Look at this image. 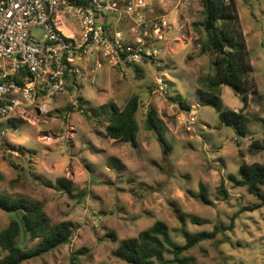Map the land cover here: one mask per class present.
Returning <instances> with one entry per match:
<instances>
[{
    "label": "rangeland",
    "instance_id": "374dc122",
    "mask_svg": "<svg viewBox=\"0 0 264 264\" xmlns=\"http://www.w3.org/2000/svg\"><path fill=\"white\" fill-rule=\"evenodd\" d=\"M235 1L257 92L245 95L222 86L221 97L227 109L249 119L246 136L224 127L196 95L198 78L213 73L211 57L200 56L195 44L201 0H147L140 12L145 25L107 17L112 31L128 36L126 44L140 37L156 56L127 67L125 74L100 55L87 56L78 62L81 74L68 78L67 93L24 103L0 120V193L39 201L53 224L68 221L73 227L68 244L22 264H127L113 256L115 249L157 221L168 226L178 245L187 235L231 228L181 254L192 264H264V205L227 181L242 162L264 164V151L252 146L264 138V0ZM162 19L166 31L157 41L151 32ZM174 26L179 33L167 35ZM158 78L165 89L157 88ZM134 95L140 104L133 148L109 139L107 123L99 117L110 104L122 109ZM176 98L189 110H182ZM150 108L162 123L160 140L144 127ZM60 178L67 189H59ZM221 182L227 196L219 193ZM202 186L209 205L198 198ZM260 191L264 196V186ZM13 218L0 209V230ZM38 242L24 230L15 240L24 250Z\"/></svg>",
    "mask_w": 264,
    "mask_h": 264
},
{
    "label": "trees",
    "instance_id": "16d2710c",
    "mask_svg": "<svg viewBox=\"0 0 264 264\" xmlns=\"http://www.w3.org/2000/svg\"><path fill=\"white\" fill-rule=\"evenodd\" d=\"M201 7L202 21L193 24L194 31L199 35L195 44L199 47L200 56L211 57L213 73L198 78L197 98L200 105L210 107L216 112L219 122L224 127L232 128L239 136H246L249 119L241 112L227 109L221 97L222 86L245 95L257 92L251 77L253 70L239 23L236 1L201 0ZM144 60H152V58H143ZM176 101L182 110H189L179 98H176ZM243 102L246 103V97L243 98ZM139 104V97L134 95L122 109L114 104L108 106L109 110L99 118L107 123L105 134L109 139L136 147L139 127L135 115ZM144 127L148 131H154L159 140L162 139V123L153 108H150L146 114ZM252 146L264 151V138L261 143L255 141ZM227 181L233 189L245 188L249 195L255 196L260 204L264 205V196L260 191V187L264 186V164L242 162L237 175H228ZM57 185L61 190L67 189L63 178L57 180ZM218 190L222 196H227L224 182H221ZM198 198L203 204H210L203 186ZM258 207L260 206L247 210L252 211ZM0 209L17 216L0 230L2 253L0 264H22L68 244L73 236L72 224L68 221L53 224L39 201L11 199L0 193ZM229 229L231 228L216 226L211 232L202 231L187 235L185 243L178 245L170 238L168 226L157 221L136 237L122 240L113 252V256L127 264H192L190 259L181 257V254L201 242L214 239L217 233ZM22 230L31 240L39 241L36 248L24 250L16 245L15 240ZM112 238L114 239L113 236ZM167 253L173 255L171 260L165 259Z\"/></svg>",
    "mask_w": 264,
    "mask_h": 264
},
{
    "label": "built area",
    "instance_id": "2783aa9c",
    "mask_svg": "<svg viewBox=\"0 0 264 264\" xmlns=\"http://www.w3.org/2000/svg\"><path fill=\"white\" fill-rule=\"evenodd\" d=\"M147 5V0H0V120L24 103L67 93L68 78L81 74L78 62L87 56L100 55L120 74L154 58L157 50L143 39L126 44L120 31L102 21L124 16L145 25L140 12ZM166 26L164 21L154 25L151 37L163 40ZM101 66L97 59L96 69ZM156 84L165 89L161 78Z\"/></svg>",
    "mask_w": 264,
    "mask_h": 264
},
{
    "label": "crops",
    "instance_id": "0c3cea01",
    "mask_svg": "<svg viewBox=\"0 0 264 264\" xmlns=\"http://www.w3.org/2000/svg\"><path fill=\"white\" fill-rule=\"evenodd\" d=\"M178 16V15H177ZM106 19H107V17H104L103 18V22H105L106 23ZM178 19H179V22H181V16H178ZM163 20V19H162ZM173 20H174V16H173ZM117 21V20H116ZM164 21V20H163ZM165 22V21H164ZM167 23V22H166ZM174 29L175 30H171V29H169L168 30V32H167V35H169V36H173V35H175L176 34V32L177 33H179V29L178 28H175V26H174ZM123 39H124V42H126V41H128V36H126V35H123ZM177 39H179V38H176V40ZM187 46H189V43L188 44H186Z\"/></svg>",
    "mask_w": 264,
    "mask_h": 264
}]
</instances>
